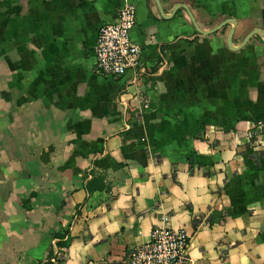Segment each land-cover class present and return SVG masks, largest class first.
I'll return each mask as SVG.
<instances>
[{"label":"crops","instance_id":"1","mask_svg":"<svg viewBox=\"0 0 264 264\" xmlns=\"http://www.w3.org/2000/svg\"><path fill=\"white\" fill-rule=\"evenodd\" d=\"M131 3L144 71L108 79ZM165 215L193 264H264V0H0V264H128Z\"/></svg>","mask_w":264,"mask_h":264},{"label":"built area","instance_id":"2","mask_svg":"<svg viewBox=\"0 0 264 264\" xmlns=\"http://www.w3.org/2000/svg\"><path fill=\"white\" fill-rule=\"evenodd\" d=\"M137 24L134 4H128L118 13L113 23L103 24L97 35L95 70L108 79H119L132 71H144L142 47L132 39ZM147 108V106H146ZM258 127V134L262 130ZM191 235L185 228L174 229L170 216L165 215L161 224L152 229L149 241L127 251L128 264H193L190 255Z\"/></svg>","mask_w":264,"mask_h":264},{"label":"trees","instance_id":"3","mask_svg":"<svg viewBox=\"0 0 264 264\" xmlns=\"http://www.w3.org/2000/svg\"><path fill=\"white\" fill-rule=\"evenodd\" d=\"M92 185L93 184L88 185L89 190L91 189ZM55 236H56V239H58L57 246L60 250L64 251V249L68 248L70 237H69L67 232L66 233H57ZM53 256H54V254L51 251L49 254V259L46 262H43L41 264H55L52 261ZM59 263H61V262H59Z\"/></svg>","mask_w":264,"mask_h":264}]
</instances>
